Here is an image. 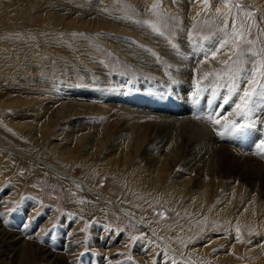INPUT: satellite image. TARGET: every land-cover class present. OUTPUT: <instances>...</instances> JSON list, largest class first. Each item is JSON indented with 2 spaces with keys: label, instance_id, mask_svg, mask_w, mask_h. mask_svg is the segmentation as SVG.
<instances>
[{
  "label": "rangeland",
  "instance_id": "rangeland-1",
  "mask_svg": "<svg viewBox=\"0 0 264 264\" xmlns=\"http://www.w3.org/2000/svg\"><path fill=\"white\" fill-rule=\"evenodd\" d=\"M189 121L204 148L175 159ZM0 126L31 158L0 147V230L28 243L0 237V264H264V0H0ZM114 154L180 207L120 184Z\"/></svg>",
  "mask_w": 264,
  "mask_h": 264
},
{
  "label": "bare ground",
  "instance_id": "bare-ground-1",
  "mask_svg": "<svg viewBox=\"0 0 264 264\" xmlns=\"http://www.w3.org/2000/svg\"><path fill=\"white\" fill-rule=\"evenodd\" d=\"M174 97V96H173ZM186 97V96H185ZM187 98V97H186ZM113 99V98H112ZM115 99V98H114ZM183 100V99H182ZM182 100H180V102L182 101ZM185 100V99H184ZM188 100V99H187ZM186 100V101H187ZM113 101V100H112ZM183 102V101H182ZM159 103V102H158ZM168 104V103H167ZM186 104V103H185ZM178 106H180V105H178ZM159 107L161 108V109H165V108H167L168 107V105H164L162 102H160L159 103ZM159 108V109H160ZM178 108V107H177ZM180 108V107H179ZM178 108V109H179ZM181 109V108H180ZM182 110V109H181ZM218 110H221V107L218 109ZM222 111V110H221ZM152 112V111H151ZM157 113V112H156ZM155 113V114H156ZM157 115V116H156ZM156 115H154V116H156L157 118H158V113L156 114ZM219 115V114H218ZM156 118V119H157ZM165 119V121H167V123H161V124H159V122H158V120H155L154 122L156 123V124H154V126L156 127V128H160L161 127V130H160V132H158L159 133V139H158V141H155V140H153L154 142H151L148 146H147V157H148V159L150 160V161H152L153 163H159L160 162V160H158L159 159V155L157 154L158 153V151H159V147L160 146H163V145H161V144H159L160 143V141H167L168 139H166L165 137L168 135V133L170 132V130H171V128H172V126L173 127H175L176 125H178V120H173V121H171L170 120V118H166V117H162V120H164ZM181 121V120H180ZM190 122V121H189ZM3 123V122H2ZM190 123H192V122H190ZM199 123V122H198ZM5 125V124H4ZM218 125V124H217ZM191 126V128L190 129H184V130H181L180 129V132H181V134H178L177 136H176V140H177V142H176V144L174 145V148H172V150L173 151H175V153H173V158H175L176 156H177V154H178V152H179V150L181 149V147H182V144L184 143L183 141H182V139H181V137H184V141H185V143L187 144V145H189V147H190V149H197V150H199V148L200 149H203L204 148V145H202V144H200V143H198L199 141H200V139H203L206 135H207V132L208 131H204L203 130V127H200V126H198L197 124L195 125V126H193V123L190 125ZM179 127V126H178ZM27 130H29L28 128H27ZM178 131H179V128L177 129ZM47 132L48 131H44V133H45V135L47 134ZM179 132V133H180ZM186 132H188V133H186ZM178 133V132H177ZM209 134V133H208ZM161 135H162V137H161ZM196 135V136H195ZM169 136V135H168ZM121 137H123V134L122 133H120L119 135H118V137H117V139H118V142L120 141V139H121ZM30 138V137H29ZM85 138H87V137H85ZM120 138V139H119ZM200 138V139H199ZM82 139H84V137H79V143H78V145H76L77 146V148L79 149L80 148V146H82L84 143H86V144H91V146L92 147H94L95 148V144L93 145L92 144V142L91 141H85V142H83L82 144H81V142L83 141ZM124 139V138H123ZM181 139V140H180ZM196 139H199V140H196ZM16 138L14 137V135H13V132L11 131V129L10 128H6V127H3V126H0V147L1 148H3L2 150L4 151V150H9V151H16V153L20 156V157H25V158H27V159H31L25 152H23L22 151V149H20L19 148V146L17 145V144H15V142H16ZM170 141V140H169ZM117 142V141H116ZM117 142V143H118ZM156 142H158V145L157 144H155ZM31 143H35V138H32V136H31ZM164 143V142H163ZM81 144V145H80ZM130 144V143H129ZM17 145V149L15 150V146ZM80 145V146H79ZM21 146V145H20ZM50 146V145H49ZM57 146V145H56ZM114 146V145H113ZM55 147V146H54ZM58 147V146H57ZM197 147H199V148H197ZM50 148V147H49ZM48 148V149H49ZM53 147H51L50 149H52ZM99 149H101L100 148V146L98 147ZM112 148V147H111ZM46 149V148H45ZM64 149V148H63ZM113 150H114V148H112ZM127 149V148H126ZM56 150H59V149H56ZM77 150V149H76ZM89 150L90 149H85L84 151H85V154H89V156L91 155V154H93V153H89ZM116 150V149H115ZM114 150V151H115ZM47 151H50V150H47ZM53 151V150H52ZM75 151V149L74 150H71L69 147H65V149L62 151V153H60V152H58V153H56V156L57 157H60V156H63V154H64V152H67V154H68V156H69V161L71 160V162L73 161L72 160V157H71V154L73 153ZM113 151V152H114ZM120 151V150H119ZM194 151V150H193ZM237 150H231V151H227V152H229V153H231L230 154V156H234L235 155V152H236ZM55 152V151H54ZM76 152V151H75ZM74 152V153H75ZM239 152V151H238ZM237 152V153H238ZM240 153V152H239ZM50 155V154H49ZM54 155V154H53ZM184 155V154H183ZM186 155V154H185ZM64 156H66V155H64ZM85 156V155H84ZM92 156V155H91ZM114 156L115 157H117V158H119V163H118V167H116V169H117V171L119 170V172H117V171H112V173L114 172V176L113 177H115V179L120 183V184H122V183H127V185L129 184V188H133V189H137V190H139L141 193H142V196H143V199L142 200H148V201H151V200H153V201H157L158 200V198H160L159 200H164V203L165 202H167L166 204H168V206L169 207H174V208H177L180 204H179V202H180V197H181V195L183 194V192L181 191V192H178V191H176V192H172V190H169V191H171V192H165V191H159L158 189H157V185H154V184H156L157 183V181L154 179V178H151V177H149V176H152L151 175V172H149V170H148V172L144 175V178H138L137 177V179H135V180H133V181H130V180H126V170H125V165H126V161H125V159H124V155H122V154H114ZM129 156V155H128ZM47 157H49V156H47ZM86 157V156H85ZM179 157V156H178ZM189 158V159H188ZM187 158V161H191L192 159L194 160H200V159H198V157L197 156H195V153L193 152H191V156H189ZM61 159H63V160H66L67 161V159L66 158H62L61 157ZM156 159V160H155ZM176 159V158H175ZM209 159V158H208ZM127 160V159H126ZM179 160H180V158H179ZM178 160V161H179ZM206 160V159H205ZM204 160V161H205ZM174 161V160H173ZM214 161V160H213ZM54 162V161H53ZM58 162V161H57ZM61 162V161H60ZM65 162V161H64ZM202 162V161H201ZM207 162V161H206ZM205 162V163H206ZM173 163V162H172ZM175 163V162H174ZM66 164H67V162H66ZM69 164V163H68ZM93 164V165H92ZM92 164H89V165H87L88 167H96L97 166V164L96 163H92ZM52 165V164H51ZM192 165V164H191ZM194 165V164H193ZM54 166V165H53ZM120 167V169H118ZM189 167H190V165H189ZM57 168V167H56ZM127 168V167H126ZM129 168V167H128ZM210 168V167H209ZM216 168H217V166H216ZM188 170H192V169H197V173L198 174H201L200 173V171H199V169H198V167L195 165V166H193L192 167V169L191 168H187ZM93 170H95V168H93ZM135 170V169H134ZM96 171V170H95ZM126 171V172H125ZM216 171V170H215ZM69 172H70V174L68 175L69 177H70V175H73V172H72V169L70 168V170H69ZM31 173V172H30ZM204 174H205V172H204ZM91 177H93V176H91ZM201 177V176H200ZM94 178V177H93ZM165 178H166V176H165ZM79 181H81L82 182V184H83V186L85 187V189H87L86 191H87V193H89V194H91V195H94L95 197H97V196H99L98 195V193H95V190H94V186L93 187H89L88 185H86V183H84L82 180H79ZM124 181H126V182H124ZM185 181V178H181V179H179L177 182L178 183H182V182H184ZM198 181V180H197ZM186 182V181H185ZM201 184V181H199L198 183H197V185H200ZM84 189V188H83ZM228 191H229V189H227ZM17 192V191H16ZM90 195V196H91ZM71 196V195H70ZM225 199H228V195H227V197L225 198ZM105 200L106 201H108L109 203H111L112 205H118L119 206V208L120 209H123V208H121V206L123 205V204H119L117 201H116V199H111V198H107V197H105ZM223 202H224V200H222ZM146 203V202H145ZM144 202L142 203V204H140L139 205V203L137 202V204H134V206L136 205V208L138 209V210H140V211H144V208H143V205L145 204ZM205 205V204H204ZM204 205H203V202L200 204V206L202 207H204ZM130 207V206H129ZM180 207V206H179ZM182 207V206H181ZM190 207V206H189ZM188 207V208H189ZM132 208V207H131ZM183 208V207H182ZM132 209H134V208H132ZM125 210V209H124ZM127 210V209H126ZM187 210V209H186ZM219 211L220 212V214H221V216H222V214H224L225 212H228L230 209L228 208H223V207H221V206H219V208H217L216 209V211ZM128 211V210H127ZM130 211H132V210H130ZM129 212V211H128ZM140 213V212H139ZM219 214V213H218ZM126 215V214H125ZM216 215V214H215ZM229 216H231V215H229ZM201 217V216H200ZM225 217H226V215H225ZM227 218V217H226ZM230 218V217H229ZM231 219V218H230ZM196 222V221H195ZM142 224H145V222H142ZM201 224V223H200ZM264 224V223H263ZM194 225H195V223H194ZM177 227V226H176ZM179 227V226H178ZM199 228V227H198ZM197 231V230H196ZM167 231H165V232H162L163 233V235L165 236V238H169V239H171L170 238V236L172 237V235L170 234V233H166ZM169 232H171L170 230H169ZM187 232V231H186ZM24 233V232H23ZM24 235V234H23ZM170 235V236H169ZM180 235H182V234H180ZM188 236V235H187ZM0 237H3L4 238V240H6V243H8V252H13V253H16L17 251H18V248L20 247V245H22L23 243L25 244V243H27V241H24L23 240V242H22V235L21 234H19V233H16V232H14V231H8V230H6V229H2V230H0ZM28 244V243H27ZM32 245H29L28 246V248H29V250H30V248H32L31 247ZM236 246V245H235ZM234 247V246H233ZM237 247V246H236ZM235 248V247H234ZM233 248V249H234ZM196 249V248H195ZM195 249H193V250H195ZM232 249V248H231ZM238 249V248H237ZM236 252V251H235ZM53 253V252H52ZM209 253V252H208ZM15 255V254H14ZM48 255V254H47ZM211 255V254H210ZM233 256V255H232ZM206 257L207 256H205L204 257V259H206ZM240 257V256H239ZM230 258V257H229ZM234 258H236V257H234ZM241 259V258H240ZM239 258L237 259V260H240ZM64 261V260H63ZM166 262V261H165ZM188 264H198V261L196 260V259H187V261H186ZM194 262V263H193Z\"/></svg>",
  "mask_w": 264,
  "mask_h": 264
}]
</instances>
